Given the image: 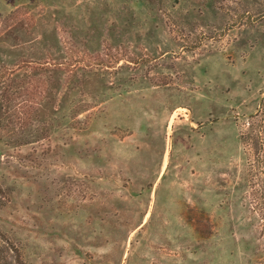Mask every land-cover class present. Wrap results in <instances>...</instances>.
I'll return each mask as SVG.
<instances>
[{"label": "rangeland", "instance_id": "rangeland-1", "mask_svg": "<svg viewBox=\"0 0 264 264\" xmlns=\"http://www.w3.org/2000/svg\"><path fill=\"white\" fill-rule=\"evenodd\" d=\"M263 134L264 0H0V264H264Z\"/></svg>", "mask_w": 264, "mask_h": 264}, {"label": "trees", "instance_id": "trees-1", "mask_svg": "<svg viewBox=\"0 0 264 264\" xmlns=\"http://www.w3.org/2000/svg\"><path fill=\"white\" fill-rule=\"evenodd\" d=\"M259 136H261V134ZM259 136L257 135L256 137L259 138ZM257 140L259 141L260 138ZM250 155H251L252 161H253L252 164L254 165V167L256 169H258V172H259V168H262L260 173H262L264 176V147H254L252 152L250 151ZM250 169H252V167H250ZM263 191H264V189H263ZM261 197L264 199V192L262 193Z\"/></svg>", "mask_w": 264, "mask_h": 264}]
</instances>
